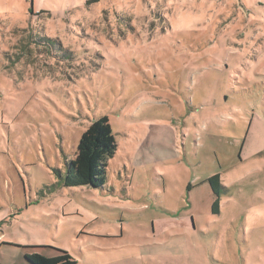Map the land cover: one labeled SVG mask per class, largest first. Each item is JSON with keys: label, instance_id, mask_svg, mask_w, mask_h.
Masks as SVG:
<instances>
[{"label": "rangeland", "instance_id": "1", "mask_svg": "<svg viewBox=\"0 0 264 264\" xmlns=\"http://www.w3.org/2000/svg\"><path fill=\"white\" fill-rule=\"evenodd\" d=\"M103 115L107 183L62 186ZM0 242V264L31 244L76 264H264V0H0Z\"/></svg>", "mask_w": 264, "mask_h": 264}, {"label": "trees", "instance_id": "2", "mask_svg": "<svg viewBox=\"0 0 264 264\" xmlns=\"http://www.w3.org/2000/svg\"><path fill=\"white\" fill-rule=\"evenodd\" d=\"M36 43L58 46L57 40L49 37H42ZM50 49L52 50V46ZM61 50L63 51V49ZM117 146V139L109 117L103 115L93 120L81 135L74 158L66 160L64 171H56L62 186H88L102 189L107 183L108 161L116 153ZM207 181L214 193L219 195V189L223 187L220 175L215 174L209 177ZM212 210L214 213L219 212V198L214 202ZM56 251L58 254L55 256H46L38 252L26 254L25 260L28 262L27 264H76V260L67 250L56 248Z\"/></svg>", "mask_w": 264, "mask_h": 264}, {"label": "crops", "instance_id": "3", "mask_svg": "<svg viewBox=\"0 0 264 264\" xmlns=\"http://www.w3.org/2000/svg\"><path fill=\"white\" fill-rule=\"evenodd\" d=\"M263 5V4H262ZM240 8H241V6H240ZM0 244H1V242H0ZM5 244V243H4ZM8 244V243H7ZM36 245H38V244H31V245H27V246H25L26 248H29V249H32L33 251L32 252H29V253H33V252H38V253H41L40 251H38L39 250V248H44V247H28V246H36ZM41 254H43L44 255V253H41ZM27 264V263H26Z\"/></svg>", "mask_w": 264, "mask_h": 264}]
</instances>
